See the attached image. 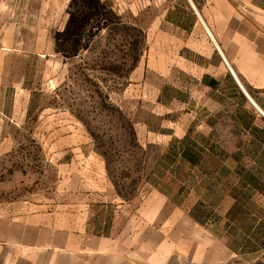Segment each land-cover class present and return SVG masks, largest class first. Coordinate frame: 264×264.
<instances>
[{"label":"rangeland","instance_id":"374dc122","mask_svg":"<svg viewBox=\"0 0 264 264\" xmlns=\"http://www.w3.org/2000/svg\"><path fill=\"white\" fill-rule=\"evenodd\" d=\"M166 1L0 0V216L48 214L57 245L101 208L165 195L264 248V149L148 52Z\"/></svg>","mask_w":264,"mask_h":264},{"label":"crops","instance_id":"0c3cea01","mask_svg":"<svg viewBox=\"0 0 264 264\" xmlns=\"http://www.w3.org/2000/svg\"><path fill=\"white\" fill-rule=\"evenodd\" d=\"M164 6L148 28V52L165 54V70L188 72L237 132L264 149V0ZM166 203L172 208H160ZM156 205L101 208L92 224L79 220L77 238L69 234L57 245L52 236L40 237L53 227L48 214L0 216V264H261L264 248H247L246 234H214L165 195ZM91 225L97 230L87 233Z\"/></svg>","mask_w":264,"mask_h":264}]
</instances>
